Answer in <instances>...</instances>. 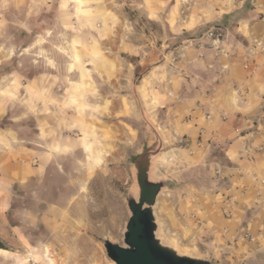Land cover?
<instances>
[{"label":"rangeland","instance_id":"obj_1","mask_svg":"<svg viewBox=\"0 0 264 264\" xmlns=\"http://www.w3.org/2000/svg\"><path fill=\"white\" fill-rule=\"evenodd\" d=\"M115 7L121 10H81L91 21L82 25L57 9L9 12L10 23H0V156L11 151L9 142L20 155L21 147L35 145L30 79L50 75L49 90L59 98L48 112H57L59 135L30 161L37 174L4 188L10 203L8 209L0 203V243L11 253L4 254L12 264H48L50 246L60 264H115L103 242L124 244L133 162L157 140V130L164 144L154 176L169 182L155 208L159 235L183 253L234 264L208 223L227 178L208 157L195 155L185 137L164 129L159 118L168 109L160 117L156 110L163 96L173 95L172 68L203 71L188 55L217 40L220 27L176 25L201 14L188 0Z\"/></svg>","mask_w":264,"mask_h":264},{"label":"crops","instance_id":"obj_2","mask_svg":"<svg viewBox=\"0 0 264 264\" xmlns=\"http://www.w3.org/2000/svg\"><path fill=\"white\" fill-rule=\"evenodd\" d=\"M80 1L0 0V23H10L9 12L35 16L57 9L62 15L70 13L77 19L75 23L82 25L91 22L79 15L83 9L113 12L121 10L116 4L148 6V0H106L102 5L99 0H86L88 6L84 8ZM188 2L201 14L193 22L184 19L185 23L178 21L176 25L220 27L222 33L217 40L207 39L208 47L190 51L188 59L203 71L179 72L180 65L172 68L173 95L163 96L156 110L160 117V111L168 109L164 120L159 118L164 129L171 127L185 137L195 155L208 157L227 178L219 203L210 209L208 217L212 232L231 249L232 256L227 258L234 264H264V0ZM232 14L235 19H228ZM49 76L27 82L38 124L35 145L26 147V151L21 147L20 155V149L9 142L11 151L0 156V203L6 209L10 202L4 188L34 178L37 171L30 161L40 159V148L59 135V128L53 126L56 110L48 114L52 111L50 104L59 99L49 90ZM13 133L11 129V135H6L13 137ZM4 253L11 254L0 248V264H12L13 257Z\"/></svg>","mask_w":264,"mask_h":264},{"label":"water","instance_id":"obj_3","mask_svg":"<svg viewBox=\"0 0 264 264\" xmlns=\"http://www.w3.org/2000/svg\"><path fill=\"white\" fill-rule=\"evenodd\" d=\"M157 140L147 144L133 162L135 189L126 198L129 220L124 232V244L106 239L103 242L108 257L115 264H213L211 260L183 253L167 245L159 235L160 224L155 208L163 190L167 189V179H156L154 165L163 151V138L157 131Z\"/></svg>","mask_w":264,"mask_h":264},{"label":"bare ground","instance_id":"obj_4","mask_svg":"<svg viewBox=\"0 0 264 264\" xmlns=\"http://www.w3.org/2000/svg\"><path fill=\"white\" fill-rule=\"evenodd\" d=\"M134 194L138 198L139 191L136 190ZM46 261L48 262V264H60L59 260L55 256H53L52 249L50 248V246L46 247Z\"/></svg>","mask_w":264,"mask_h":264},{"label":"trees","instance_id":"obj_5","mask_svg":"<svg viewBox=\"0 0 264 264\" xmlns=\"http://www.w3.org/2000/svg\"><path fill=\"white\" fill-rule=\"evenodd\" d=\"M232 16L234 17V16H236V15H235V14L228 15V16H227V18L229 19V18H231ZM234 19H235V17H234ZM13 70H14V69H11V70H10V71H8L7 73H8V74H10V73H12V72H13ZM0 248H4V247H3V245H2L1 243H0Z\"/></svg>","mask_w":264,"mask_h":264},{"label":"built area","instance_id":"obj_6","mask_svg":"<svg viewBox=\"0 0 264 264\" xmlns=\"http://www.w3.org/2000/svg\"><path fill=\"white\" fill-rule=\"evenodd\" d=\"M230 215V212H228V216ZM247 237H249V235H247Z\"/></svg>","mask_w":264,"mask_h":264}]
</instances>
